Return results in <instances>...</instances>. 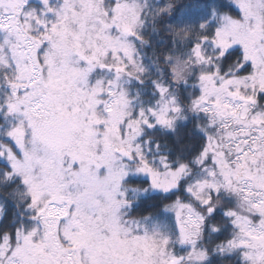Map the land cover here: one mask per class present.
<instances>
[{"label":"snow or ice","instance_id":"obj_1","mask_svg":"<svg viewBox=\"0 0 264 264\" xmlns=\"http://www.w3.org/2000/svg\"><path fill=\"white\" fill-rule=\"evenodd\" d=\"M0 264H264V0H0Z\"/></svg>","mask_w":264,"mask_h":264}]
</instances>
